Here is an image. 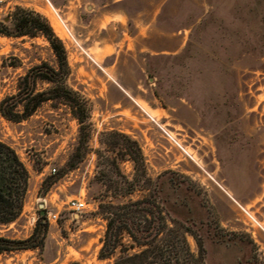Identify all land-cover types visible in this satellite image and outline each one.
<instances>
[{"label": "rangeland", "instance_id": "374dc122", "mask_svg": "<svg viewBox=\"0 0 264 264\" xmlns=\"http://www.w3.org/2000/svg\"><path fill=\"white\" fill-rule=\"evenodd\" d=\"M17 7L47 19L90 111L82 130L60 98L18 122L0 114L29 173L0 235L38 244L0 264H111L104 206L143 198L201 239L205 264H264V0H0V22ZM42 62L56 64L42 35H0V101ZM77 198L82 212L66 205Z\"/></svg>", "mask_w": 264, "mask_h": 264}, {"label": "trees", "instance_id": "16d2710c", "mask_svg": "<svg viewBox=\"0 0 264 264\" xmlns=\"http://www.w3.org/2000/svg\"><path fill=\"white\" fill-rule=\"evenodd\" d=\"M11 18L12 27L0 22V35H42L49 42L56 64L53 66L42 62L19 77L17 91L0 101L1 116L18 122L31 115L43 102L60 98L68 103L82 124V130L90 108L85 98L66 85L69 67L61 40L39 12L17 7ZM38 81L50 83V86L39 90L36 86ZM124 137L134 145L135 150L128 146L131 160L136 165H142L137 143ZM28 179V170L15 149L0 138V224L11 223L19 216ZM155 207L159 208L146 198L104 206L107 224L99 258H110L111 264H205L201 239L172 219L166 220L162 216L158 219L154 214ZM187 232L194 237L198 254L191 250ZM40 235L41 242L45 228ZM34 236L35 233L19 240L0 235V252L36 247L38 244L33 241ZM70 264L80 263L74 261Z\"/></svg>", "mask_w": 264, "mask_h": 264}, {"label": "built area", "instance_id": "2783aa9c", "mask_svg": "<svg viewBox=\"0 0 264 264\" xmlns=\"http://www.w3.org/2000/svg\"><path fill=\"white\" fill-rule=\"evenodd\" d=\"M164 133L167 137V140L174 142L178 147H180L182 150L185 151V149L182 147L181 143L179 142V140L176 138V136H174L172 134V132L164 130ZM69 208L77 211V212H82L85 207H86V202L83 199L77 198V199H71L68 200L67 204H66ZM243 211H245L247 214L248 212L242 208ZM52 218L55 219L56 218V214L52 215Z\"/></svg>", "mask_w": 264, "mask_h": 264}, {"label": "bare ground", "instance_id": "6f19581e", "mask_svg": "<svg viewBox=\"0 0 264 264\" xmlns=\"http://www.w3.org/2000/svg\"><path fill=\"white\" fill-rule=\"evenodd\" d=\"M240 205V204H239ZM240 207H242L241 205H240Z\"/></svg>", "mask_w": 264, "mask_h": 264}, {"label": "water", "instance_id": "95a60500", "mask_svg": "<svg viewBox=\"0 0 264 264\" xmlns=\"http://www.w3.org/2000/svg\"><path fill=\"white\" fill-rule=\"evenodd\" d=\"M40 206H42V204H40Z\"/></svg>", "mask_w": 264, "mask_h": 264}]
</instances>
